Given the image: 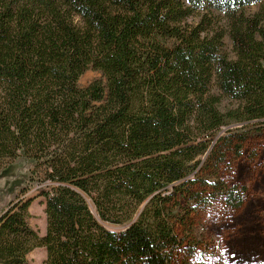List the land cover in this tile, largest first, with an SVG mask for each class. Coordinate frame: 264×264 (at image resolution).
Segmentation results:
<instances>
[{"label":"trees","instance_id":"1","mask_svg":"<svg viewBox=\"0 0 264 264\" xmlns=\"http://www.w3.org/2000/svg\"><path fill=\"white\" fill-rule=\"evenodd\" d=\"M232 121L264 124V0H0V170L24 155L45 182L0 212V264L36 247L46 264H175L194 212L243 202L219 169L248 140Z\"/></svg>","mask_w":264,"mask_h":264},{"label":"rangeland","instance_id":"2","mask_svg":"<svg viewBox=\"0 0 264 264\" xmlns=\"http://www.w3.org/2000/svg\"><path fill=\"white\" fill-rule=\"evenodd\" d=\"M256 9L253 6L250 11ZM231 48V40L226 36L224 50L229 56H233ZM99 76V71L87 69L78 79V85L85 87ZM235 105L234 101L223 99L221 108ZM251 123L246 127L236 121L229 124L232 132L245 133L248 140L240 150H230L227 163L219 168L229 178V186L225 188L236 183L238 189L245 191L242 204L237 208L220 204L194 212L189 223L180 227L184 242L175 264H264V124ZM33 164L32 159L20 155L0 170V212L9 200L33 196L45 184L36 178L29 179ZM211 181L223 186L216 175ZM44 208L41 196L29 208V223L40 235L46 229ZM27 259L31 264H46L45 248H34Z\"/></svg>","mask_w":264,"mask_h":264},{"label":"water","instance_id":"3","mask_svg":"<svg viewBox=\"0 0 264 264\" xmlns=\"http://www.w3.org/2000/svg\"><path fill=\"white\" fill-rule=\"evenodd\" d=\"M141 208H142V206H141ZM141 208H140V210H141ZM140 210H139V211H140ZM139 211H138V213H139ZM138 213L136 214V217H137ZM136 217H135V218H136ZM112 227H113V226H112ZM113 228H119V227H113Z\"/></svg>","mask_w":264,"mask_h":264}]
</instances>
